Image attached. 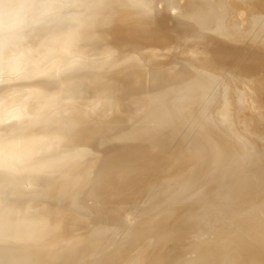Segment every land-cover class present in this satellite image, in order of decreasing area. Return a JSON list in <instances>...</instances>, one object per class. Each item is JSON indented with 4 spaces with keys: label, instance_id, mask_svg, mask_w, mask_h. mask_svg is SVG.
I'll return each mask as SVG.
<instances>
[{
    "label": "clouds",
    "instance_id": "9594fccd",
    "mask_svg": "<svg viewBox=\"0 0 264 264\" xmlns=\"http://www.w3.org/2000/svg\"><path fill=\"white\" fill-rule=\"evenodd\" d=\"M161 11L162 0H0V264H127L111 242L131 225L98 227L120 179L105 150L126 120L144 136L166 126L151 104L129 117L120 79ZM237 235L209 226L182 264H253ZM239 235L264 250V219Z\"/></svg>",
    "mask_w": 264,
    "mask_h": 264
},
{
    "label": "bare ground",
    "instance_id": "6f19581e",
    "mask_svg": "<svg viewBox=\"0 0 264 264\" xmlns=\"http://www.w3.org/2000/svg\"><path fill=\"white\" fill-rule=\"evenodd\" d=\"M160 15L125 54L129 117L161 107L166 126L144 136L125 121L106 163L120 177L98 227L127 264H182L190 244L236 230L241 253L264 264L239 233L264 219V0H162ZM180 16V19L174 18ZM244 161L241 165L237 162ZM100 209H97L99 214Z\"/></svg>",
    "mask_w": 264,
    "mask_h": 264
}]
</instances>
